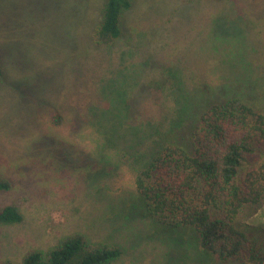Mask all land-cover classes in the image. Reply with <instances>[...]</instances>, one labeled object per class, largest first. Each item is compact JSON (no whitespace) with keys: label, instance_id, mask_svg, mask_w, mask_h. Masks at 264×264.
I'll use <instances>...</instances> for the list:
<instances>
[{"label":"rangeland","instance_id":"374dc122","mask_svg":"<svg viewBox=\"0 0 264 264\" xmlns=\"http://www.w3.org/2000/svg\"><path fill=\"white\" fill-rule=\"evenodd\" d=\"M105 2L0 0V210L24 213L0 223V264L72 233L123 248L112 264H220L142 215L133 156L211 102L264 113V0H132L96 45ZM247 220L264 226V203Z\"/></svg>","mask_w":264,"mask_h":264},{"label":"trees","instance_id":"16d2710c","mask_svg":"<svg viewBox=\"0 0 264 264\" xmlns=\"http://www.w3.org/2000/svg\"><path fill=\"white\" fill-rule=\"evenodd\" d=\"M131 6L132 0H106L93 43L114 44ZM55 115L59 124L62 116ZM188 123L164 133L149 157L134 154L142 215L171 228L193 229L199 253H212L220 264H264V226L247 220L264 203V113L231 97L208 103ZM8 187L0 179V189ZM23 219L17 204L0 210V223ZM123 254L119 246L72 233L47 250H30L20 263L3 264H112Z\"/></svg>","mask_w":264,"mask_h":264}]
</instances>
